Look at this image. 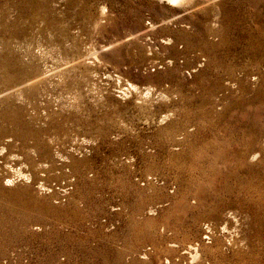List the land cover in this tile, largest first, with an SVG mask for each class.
Returning <instances> with one entry per match:
<instances>
[{
  "label": "rangeland",
  "instance_id": "1",
  "mask_svg": "<svg viewBox=\"0 0 264 264\" xmlns=\"http://www.w3.org/2000/svg\"><path fill=\"white\" fill-rule=\"evenodd\" d=\"M0 264H264V0H0Z\"/></svg>",
  "mask_w": 264,
  "mask_h": 264
},
{
  "label": "bare ground",
  "instance_id": "2",
  "mask_svg": "<svg viewBox=\"0 0 264 264\" xmlns=\"http://www.w3.org/2000/svg\"><path fill=\"white\" fill-rule=\"evenodd\" d=\"M158 1L165 3H180L183 0H158ZM190 249H192V251H190L191 259L193 260V262H198L201 258V254L198 252V249L196 247L193 248V246H191Z\"/></svg>",
  "mask_w": 264,
  "mask_h": 264
}]
</instances>
